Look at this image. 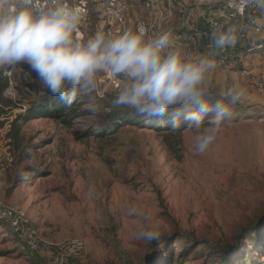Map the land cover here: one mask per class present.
<instances>
[{"label":"rangeland","instance_id":"374dc122","mask_svg":"<svg viewBox=\"0 0 264 264\" xmlns=\"http://www.w3.org/2000/svg\"><path fill=\"white\" fill-rule=\"evenodd\" d=\"M257 45L245 68L264 75ZM242 71L207 76L211 100L234 84L247 91L197 154L195 134L176 130L182 124L157 130L144 118L116 128V111L136 112L112 106L117 88L102 73L76 113L27 121L15 146L1 131L45 91L27 64L15 67L14 95L5 92L15 104L0 103V264H264V101L252 102L264 95ZM146 225L158 228L157 240L138 238Z\"/></svg>","mask_w":264,"mask_h":264},{"label":"clouds","instance_id":"9594fccd","mask_svg":"<svg viewBox=\"0 0 264 264\" xmlns=\"http://www.w3.org/2000/svg\"><path fill=\"white\" fill-rule=\"evenodd\" d=\"M255 3L264 7V0ZM83 20V10L69 0H0V68L27 64L41 89L66 107L78 96L97 93L101 73L122 79L113 107L146 118H167L173 127L187 123L195 134V152H206L247 91L234 84L226 97L207 98L206 79L217 67L215 52L212 58L194 57L173 43L171 31L152 35L143 24L119 32L98 29L85 39ZM211 36L215 50L237 42L235 27L214 26ZM90 110L99 108L92 104ZM159 236L154 225L138 232V238L149 242Z\"/></svg>","mask_w":264,"mask_h":264},{"label":"built area","instance_id":"2783aa9c","mask_svg":"<svg viewBox=\"0 0 264 264\" xmlns=\"http://www.w3.org/2000/svg\"><path fill=\"white\" fill-rule=\"evenodd\" d=\"M74 2H85L86 0H73ZM103 4L104 8L100 13V30L109 32H119L128 27V19L132 12L134 1L136 0H92ZM147 11L148 16L140 18L137 25L143 24L149 29V34H156L164 30L166 23L175 16L177 7L182 8L184 23L187 30L172 39L174 44L183 45L189 55L194 57L203 56L198 49L202 41L207 46H212V31L214 26L227 29L235 27L237 42L231 47L222 49L214 58L217 67L208 75L212 76L215 72H234L243 68L242 74H247V69L241 53L237 52L239 46L245 45L250 36L264 35V7H260L255 0H137ZM203 19V29H201L195 17ZM93 24L88 13L84 12V20L81 26V34L90 33ZM256 45L255 47H258ZM15 68H5L3 76L8 81L6 94L14 95L15 84L13 81ZM249 82L252 89L259 95H264V75L257 72H249ZM111 81L108 82L110 84ZM11 123L5 125V131L1 136L10 142L8 132ZM1 214V212H0ZM33 249L42 251L40 241L33 240ZM63 251V249H61ZM59 257V256H58ZM58 260V259H57ZM62 263V261H60Z\"/></svg>","mask_w":264,"mask_h":264},{"label":"trees","instance_id":"16d2710c","mask_svg":"<svg viewBox=\"0 0 264 264\" xmlns=\"http://www.w3.org/2000/svg\"><path fill=\"white\" fill-rule=\"evenodd\" d=\"M7 87V79L2 77L0 74V103L3 106L10 107L15 103L6 97L5 92ZM77 105L78 98L71 107H66L61 101L53 98L50 94H48L46 90L44 92L39 93L37 96H35L34 99H31L29 107L26 109L25 113L16 115V117L11 122V128L8 132L10 142L15 146H18L21 139L22 126L27 121L34 118H51L64 120L65 122L66 118L76 113V111L78 110L76 107ZM130 114L131 113L129 112H121L119 110L116 111V113L114 114V120L115 122L118 121V123L115 124V127L119 128L123 124L128 122H132V124H141L143 119L146 118L142 115H138L137 113L135 118H131ZM150 119L153 120L152 126L157 130H162L164 128H173L170 119H159L156 117H152ZM2 124L3 123L0 124V128ZM187 127V123H182V125H180V127H177L176 130L181 132ZM98 133L103 136L107 134V130L101 129ZM179 142H181V140ZM255 264L259 263L255 262Z\"/></svg>","mask_w":264,"mask_h":264},{"label":"crops","instance_id":"0c3cea01","mask_svg":"<svg viewBox=\"0 0 264 264\" xmlns=\"http://www.w3.org/2000/svg\"><path fill=\"white\" fill-rule=\"evenodd\" d=\"M69 2L71 4H74L76 6H79L83 12L88 13V15L90 16V9L91 6H96V10H97V17H96V22L95 19H93L92 23L94 26L92 27V30L90 31V33L84 35V38H88L90 35H92L96 30L99 29L100 27V13L101 10H103L104 5L106 3H96L92 0H86L85 2L79 1V2H74L73 0H69ZM92 3V4H91ZM148 13L147 11L144 9V7L142 6V4H140L137 0L134 1L133 4V8H132V12L129 16L128 19V25L129 26H137L138 20L140 18L143 17H147ZM93 18V17H92ZM195 22H197L198 26L203 29V19L201 17L196 16L195 17ZM184 14L182 12V8L181 7H177L176 11H175V16L174 18L169 21L168 23L165 24L164 26V30H169L172 33V39L177 38L179 35L183 34L186 30L187 27H185V23H184ZM250 38L248 40V42L245 45L239 46L237 48V52L241 53L243 56V61L244 64L246 66H249V62L247 60V58L250 56L247 52L250 49L255 48V46L262 40V42L264 43V35H254L252 32H250ZM184 48L183 45H180ZM198 49L200 50V52L203 54V56H206L208 58H212L210 53L215 52V56L222 50H215L214 47H209L207 46V44L202 41L201 44L199 45ZM249 68V67H248ZM111 78V77H109ZM111 83L110 84H115V87L117 89H119L122 85V79H115V78H111ZM257 99H253L252 102H259L260 100L264 101V99H259L258 101H256Z\"/></svg>","mask_w":264,"mask_h":264},{"label":"water","instance_id":"95a60500","mask_svg":"<svg viewBox=\"0 0 264 264\" xmlns=\"http://www.w3.org/2000/svg\"><path fill=\"white\" fill-rule=\"evenodd\" d=\"M259 221H261V220H259ZM256 224V222L255 221H253V222H251V224H249V225H244V226H242L241 227V229H240V233L239 234H242V233H244L245 231H247L248 229H250L252 226H254ZM225 247H230V246H232V244H229V243H226V245H224Z\"/></svg>","mask_w":264,"mask_h":264}]
</instances>
